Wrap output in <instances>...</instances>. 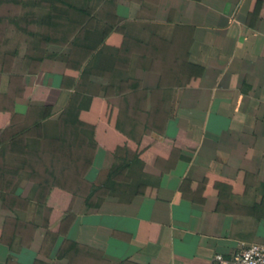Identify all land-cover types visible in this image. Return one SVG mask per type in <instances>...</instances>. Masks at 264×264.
Segmentation results:
<instances>
[{
  "label": "crops",
  "instance_id": "1",
  "mask_svg": "<svg viewBox=\"0 0 264 264\" xmlns=\"http://www.w3.org/2000/svg\"><path fill=\"white\" fill-rule=\"evenodd\" d=\"M252 243L264 0H0V264H210Z\"/></svg>",
  "mask_w": 264,
  "mask_h": 264
},
{
  "label": "built area",
  "instance_id": "2",
  "mask_svg": "<svg viewBox=\"0 0 264 264\" xmlns=\"http://www.w3.org/2000/svg\"><path fill=\"white\" fill-rule=\"evenodd\" d=\"M210 264H264V243H252L229 256L216 253Z\"/></svg>",
  "mask_w": 264,
  "mask_h": 264
},
{
  "label": "rangeland",
  "instance_id": "3",
  "mask_svg": "<svg viewBox=\"0 0 264 264\" xmlns=\"http://www.w3.org/2000/svg\"><path fill=\"white\" fill-rule=\"evenodd\" d=\"M27 161L28 160L25 161L23 159L22 160L20 159L19 160V165L22 166V167H29L30 165H29V163ZM10 170H13V169L10 168Z\"/></svg>",
  "mask_w": 264,
  "mask_h": 264
}]
</instances>
